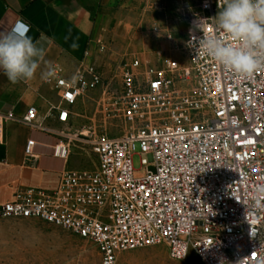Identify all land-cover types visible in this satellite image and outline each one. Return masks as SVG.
<instances>
[{
  "label": "built area",
  "instance_id": "1",
  "mask_svg": "<svg viewBox=\"0 0 264 264\" xmlns=\"http://www.w3.org/2000/svg\"><path fill=\"white\" fill-rule=\"evenodd\" d=\"M218 4L223 0L203 2L182 42L157 50L150 61L123 64L120 90L103 100L102 114L124 125V135L72 136L90 147L93 170L64 169L53 191H16L0 205V218L40 220L90 241L100 264L158 245L175 260L194 254L196 264H264V200L251 207L254 186L264 182V72L238 78L188 47L203 35L198 21L214 17ZM89 55L71 77L55 67L46 80L60 92L54 110L61 123L81 98L104 86L85 61ZM36 120L32 106L23 121L42 128ZM137 144L140 171L133 165ZM34 145L26 143L27 162ZM54 154L67 158L70 145Z\"/></svg>",
  "mask_w": 264,
  "mask_h": 264
},
{
  "label": "rangeland",
  "instance_id": "2",
  "mask_svg": "<svg viewBox=\"0 0 264 264\" xmlns=\"http://www.w3.org/2000/svg\"><path fill=\"white\" fill-rule=\"evenodd\" d=\"M205 0H90L95 22V50L92 63L101 73L104 86L88 92L73 106L79 134L108 133L122 136L124 125L106 120L102 102L121 87L120 73L134 57L154 59L187 36L188 22L197 19ZM171 34L173 40H168ZM105 128V129H104ZM77 170H93L96 158L90 147L80 144ZM140 146L133 157L134 168L142 169ZM97 246L40 220L0 218V264H100ZM191 254L185 260L171 258L165 245L123 252L116 264H196Z\"/></svg>",
  "mask_w": 264,
  "mask_h": 264
},
{
  "label": "crops",
  "instance_id": "3",
  "mask_svg": "<svg viewBox=\"0 0 264 264\" xmlns=\"http://www.w3.org/2000/svg\"><path fill=\"white\" fill-rule=\"evenodd\" d=\"M90 0H0V33L10 31L18 21L30 26L29 35L41 40L46 49L45 61L63 69L71 77L79 64L92 62L95 50V22ZM44 63L34 79L11 84L0 71V205L13 200L18 190L40 188L55 190L61 172L75 169L77 149L81 144L72 136L79 134L73 115L66 123L57 120L54 110L60 92L41 78ZM36 107L42 128L23 121L27 110ZM12 114V118H7ZM72 139V140H71ZM34 140V157L27 162L25 146ZM70 145L67 158L55 156L58 146ZM61 148V147H60Z\"/></svg>",
  "mask_w": 264,
  "mask_h": 264
},
{
  "label": "clouds",
  "instance_id": "4",
  "mask_svg": "<svg viewBox=\"0 0 264 264\" xmlns=\"http://www.w3.org/2000/svg\"><path fill=\"white\" fill-rule=\"evenodd\" d=\"M217 6L214 17L198 21L203 35L194 44L190 40L188 47L194 48L195 56L211 58L238 78L264 72V0H223V5ZM29 31L27 23L18 21L10 31L0 33V71L13 85L34 79L41 63L42 79L55 76L52 63L45 61L46 49L41 40L34 39ZM252 200L253 209L262 206L264 182L254 186Z\"/></svg>",
  "mask_w": 264,
  "mask_h": 264
}]
</instances>
